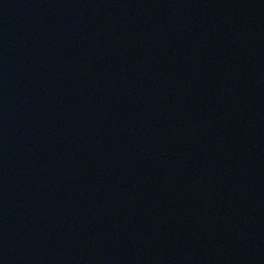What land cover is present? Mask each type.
<instances>
[{"label":"water","instance_id":"water-1","mask_svg":"<svg viewBox=\"0 0 264 264\" xmlns=\"http://www.w3.org/2000/svg\"><path fill=\"white\" fill-rule=\"evenodd\" d=\"M0 264H264V0H0Z\"/></svg>","mask_w":264,"mask_h":264}]
</instances>
